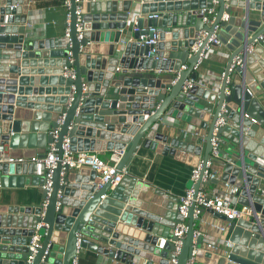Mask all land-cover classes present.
Here are the masks:
<instances>
[{
    "label": "water",
    "instance_id": "95a60500",
    "mask_svg": "<svg viewBox=\"0 0 264 264\" xmlns=\"http://www.w3.org/2000/svg\"><path fill=\"white\" fill-rule=\"evenodd\" d=\"M96 1L78 2L80 11L77 14V3L70 0L69 18L65 21L68 36L29 41L24 39L21 32L25 29L23 23L26 21L28 7L23 12V7L15 6L19 1L0 0V150L4 149L6 143L10 149L16 147L15 131L21 127V107L34 106L29 100L32 97L28 98L29 102H24L27 98L20 94L32 90L42 93L44 89L46 95L51 93L50 87H35L28 83L36 80L41 85L48 81L63 82V86L53 87V93H59L57 97L49 95L37 98L47 102L55 101L56 104H46L42 107L45 109L44 113L32 112L34 117L49 119L48 126H42L46 134L45 143L54 139L51 131L57 128L55 145L59 157L62 139L66 136L70 149L74 151H121L116 168L120 170L125 167L127 170L123 179L110 189L111 180L101 186L96 185L94 170L74 169L67 164H64L61 180L59 160L52 170L51 189L48 191L42 187L46 177L41 164L30 161L0 162V188L15 185L22 187L24 184L41 187V200L38 202L18 204L0 200V264H70L71 258L76 255L77 232L82 235L80 251L84 247L91 248L129 264H140L139 257L144 258L141 264H170L174 248L171 230L178 221L183 220V216L177 211V205L162 214L156 212L152 197L154 192L160 194V191H150L143 179L132 173V164L142 148L162 154L175 153L181 159H186L185 150L174 152L175 146H181L183 142L179 138L168 139L157 130L163 123V112L167 108V115L177 118L190 114L189 121L198 126L206 125L208 115L205 113L208 112L210 120L207 132L197 136L198 144L205 141L201 157L204 169L212 148L210 139L215 122L223 105L226 107V111L222 113L225 122L217 127L215 136L222 138L227 135L233 143V155L228 156L222 178L236 186L238 202L250 205L253 213L247 218L229 219L222 213L214 212L228 222L229 240L232 244L216 253L208 252V259L201 260L200 256L204 251L203 235H194L198 217L193 215L192 202L187 209V230L176 256V264H187L192 257V264H198L199 261L202 264H258L252 260V253L249 255L251 260L240 255L245 252L240 244L245 243L248 236H261L260 239H264V216H257L259 211L264 213V194L260 193L263 186L257 175L264 174V108L259 105L256 112L259 116H256L250 110L254 98L245 91L246 77L250 76L247 63L255 56L256 50L259 51L258 46L263 47L258 35L264 32V0H243L246 8L244 19L230 14L234 0H228L227 5L224 0H216L218 8L210 23L202 21L197 9L211 6L213 0H107L103 10L96 8ZM133 1L140 3L137 17L139 24L151 23L157 28L162 26L156 44L155 53L158 57L148 55L151 47L138 44V33L134 31L133 36L122 42L123 47L119 45L120 33L127 24ZM251 7L259 11L256 27L254 22H247ZM149 12H158L159 16L147 18L146 14ZM224 12L228 14L226 20L221 18ZM78 17L82 26L80 37L77 30ZM216 24L220 26L219 38L231 50L218 86L210 90L193 84L187 93H182L181 85L186 78L197 80L200 76V71L194 68V64ZM201 29H206L207 34L199 49L191 52L193 37ZM94 38L110 40L111 43L104 50L101 45L97 47L91 43ZM44 47L51 50H35ZM94 49H102L105 54H94ZM9 55L12 60L10 65H6ZM48 55H51L48 61L59 64L53 72L57 74L40 77L23 75L29 71L25 67L27 62L36 64L35 57ZM235 56L241 57L242 63L230 69ZM28 57L31 58L30 61H26ZM172 58L174 60L169 68L167 61ZM259 59L258 64L264 69V59ZM119 62H122L121 67L116 69ZM185 62L187 66L180 69V65ZM21 66L24 67L20 68ZM64 66L72 67L75 77L63 73ZM146 69L150 73L157 71L156 69L170 70H167L168 76L155 77L146 74ZM175 71L179 72V76L172 82ZM255 83L253 79L248 82L251 90ZM227 85L230 87L228 93L225 92ZM16 91L18 95L15 94ZM199 97L210 102L216 100L214 111L209 106L200 105ZM58 118L61 120L58 121ZM48 128L50 132H47ZM101 128L108 130V133ZM105 139L118 141L110 142ZM193 146L188 148L193 149ZM47 148L48 145L30 148L25 152L32 156H43ZM13 153H19V150L14 149ZM33 166L39 168L36 173L32 172ZM86 171L89 173H85ZM190 186L196 193L200 178L195 182L189 178L187 187ZM45 196L47 203L43 207L42 200ZM37 224H40L38 228ZM242 226L247 229L243 235ZM35 230L39 237L37 243L32 244ZM88 236L99 238L105 245L91 241ZM140 246L146 250L142 251ZM194 247L197 249L193 255ZM29 256L31 260L28 262Z\"/></svg>",
    "mask_w": 264,
    "mask_h": 264
},
{
    "label": "crops",
    "instance_id": "0c3cea01",
    "mask_svg": "<svg viewBox=\"0 0 264 264\" xmlns=\"http://www.w3.org/2000/svg\"><path fill=\"white\" fill-rule=\"evenodd\" d=\"M19 3H16L15 6H21L22 11H26V21L25 23V29L21 32L24 36V39H27L29 41L34 40H44L46 38H53L59 35H65L67 26L65 25L66 21V12L68 11V7L65 6L62 1L63 0H17ZM89 1V0H86ZM94 1V0H90ZM107 0H97L96 8L103 10L105 9V2ZM175 1V0H174ZM235 4L232 5V11L230 14L240 16L241 18H246V8L243 0H234ZM214 3V0L212 1ZM216 9L218 8V3L215 2ZM140 13V3L133 1L132 6L130 8L129 14H128V23L126 24L125 28L120 33V39L124 38V40H128L131 36H133V31L131 30V24L132 21L135 19L136 16H138ZM259 11L254 7L249 8V19L248 23H253V25L256 27V18H258ZM255 20V21H254ZM168 22V21H167ZM159 31L162 30V26H158ZM219 33V30H218ZM21 34V33H18ZM119 39V45L123 47L121 40ZM43 41V42H44ZM165 41V40H164ZM92 44H95L97 47L101 45L104 47V50L106 49V46H108L111 41L110 40H97L96 38L91 40ZM263 47L258 46V50L255 52V56L252 57V60H250L249 63H247V72L250 73V76L246 77V85H248V82H252V79L256 81L253 87V93L252 97L254 98L253 104L250 107V110L253 113L258 112L259 108L258 106H262L264 108V69L259 65V58L264 59V44L262 42ZM45 46V45H44ZM43 47V43H42ZM101 47V48H102ZM37 51H43V50H51L50 48H36ZM121 49L119 50L120 53ZM105 51L102 49L95 50L94 54L97 55H104ZM230 48L223 43L222 46L218 47L216 51L210 52L207 57L203 59L199 66L200 76H199V82H195L194 84H198L204 89H216L218 86V83L221 79L222 72L225 68V64L227 62V59L230 55ZM41 56H43L41 54ZM51 55H48L47 57H35L37 59L36 64H31V62H27L25 67L28 68V73L23 74L28 77H40V76H52L57 73L55 70H57L59 64L57 62H50ZM114 56V55H113ZM257 57V58H256ZM22 58V57H21ZM46 58V59H45ZM113 58V57H112ZM111 58H109L110 60ZM9 58L6 62V65H10ZM23 60V59H22ZM21 60V61H22ZM31 60L30 57L26 59ZM39 60H43L42 62H38ZM47 60V61H46ZM174 58L167 61V65L169 68L172 65ZM165 61V59L163 60ZM109 62V61H108ZM121 63H118V67H121ZM187 64V62H185ZM20 66V65H19ZM24 66H21L22 68ZM72 68V67H71ZM34 70V72H32ZM42 70V71H41ZM157 71H153L150 73L148 69H146V74H151L152 76L159 77V76H168L166 75L168 73L167 70L170 69H156ZM8 71L6 70V73ZM174 77L176 76L177 72L175 71ZM232 76V74H231ZM173 77V78H174ZM232 79L233 77H229ZM201 80V81H200ZM263 80V81H261ZM29 81V80H28ZM202 82L203 84H201ZM16 85V84H15ZM18 85V84H17ZM20 85V84H19ZM28 85L30 86H45L50 87L51 93H49L52 97H57L59 93L56 91L53 93L54 89L53 87H57L59 85L63 86L64 83L60 82H53L49 83L46 82L41 85L40 81L36 80L34 82H29ZM21 86V85H20ZM25 86V85H22ZM38 92H32L29 93H22L20 94L22 97L27 98V101H32L34 106L32 107H21V113L22 116H20L19 120L21 121V127H19L18 131H15L16 137V147L14 149L19 150V153H13L14 149H10L8 147V144H5L4 149L12 156H22L26 158H30L31 153H26V150H30V148H39L47 146L48 143H45L46 134L42 130V126H48L49 119H45L42 117H34L32 112H40L44 113L45 109L42 107H45L46 104H56L55 101L53 102H47L45 99H37L39 96H49L46 95V89L42 90V93ZM193 92V91H192ZM16 95H18L17 91L15 92ZM32 97L33 99H29ZM55 100V99H54ZM199 103L202 106H209L212 108V112L215 109L216 100L213 102H210L206 98L199 97ZM170 105V104H169ZM37 106L38 108H36ZM167 109V108H166ZM166 109L163 112L162 121L163 123L161 126H158L157 130L159 132H162L167 136L168 139L170 138H179L180 141H182L183 145L181 146H175L174 152H179L185 150L187 152L186 159H181V157H178L175 153L170 154H162L157 153L152 149H146L142 148L141 152L137 155V157L134 159L132 164V173L136 176H139L143 181L150 187V191H156L157 189L160 191V194H157L154 192L152 200L155 203L156 206V212L158 214L164 213L166 210H169L172 206L177 205L179 200V195L184 192L188 185L189 181V174L191 167L195 161L196 158L199 156L202 157L205 150V141L202 140V144H198L197 142V136L205 134L208 129V123L210 120L208 112L205 113V115H208V121L206 122L205 126H198L196 123L190 122V114H183L182 118H177L173 115H167ZM27 113V114H25ZM26 115V116H25ZM256 116H259L256 113ZM206 118V117H205ZM26 126V127H24ZM26 128V129H22ZM103 132L108 133V130L101 128ZM47 132H50V128L47 129ZM226 135V134H225ZM227 136V135H226ZM222 136V138H218L219 141V150L220 154L217 158L213 159L212 163V171L215 172L217 179L209 180L207 184H204L202 188L206 190L207 192H214L221 194L225 191V183L224 179L222 178L223 171L225 170V164L228 161L230 155H233V149H232V142L228 139V137ZM110 142H117L118 140L114 139H105ZM107 141V142H108ZM168 145L173 146L172 143L167 142ZM185 144V145H184ZM190 145H194L193 149H189L188 147ZM96 151L100 156L107 157L108 154L112 150L107 149H92ZM29 160L27 161V163ZM31 168V167H30ZM39 168H35L33 166L32 172L36 173ZM85 173H89L86 171ZM232 174V172H230ZM259 176V183L261 186L264 187V174L260 175V173H257ZM113 185L110 189H112ZM228 189V188H227ZM229 190V189H228ZM152 194V193H151ZM260 194V193H259ZM236 200L237 195L233 193ZM263 195V194H260ZM264 196V195H263ZM72 197V196H71ZM41 198V187L40 185H34V184H24L22 187L16 186L15 187H1L0 188V200L3 202H13L18 204H30L34 202H38ZM241 206L243 204L239 203ZM264 216V213L259 211L257 212V216L259 218L260 215ZM249 217V216H244ZM170 219V217H169ZM170 221V220H169ZM187 223V217H183V220ZM156 225L162 226V224H159L155 222ZM217 225H224L225 229L220 230ZM196 230L200 231L203 235V243L202 247L204 251L202 252L200 259H208L206 254L208 252L216 253L218 251H221L222 249H226L228 246L232 244V241L229 240V227L228 222L223 219L222 217L214 214V212L203 209L201 210L198 220H196L195 224ZM247 232V229L242 226V235ZM242 237V236H241ZM240 237V238H241ZM88 238L93 241L97 242L99 244L105 245L104 242H102L99 238H94L88 236ZM255 238L254 236H248L245 243H241V248L245 249V252L240 254L243 257L250 258L249 255L252 253V260L257 261L258 264H264V239ZM206 242H211L216 244V248L207 249L204 248V244ZM140 249L142 251L146 250L144 247L140 246ZM140 264L143 262L144 258L139 257L138 258ZM251 260V258H250ZM197 262V261H196ZM79 264H129L126 263L120 259H116L114 257H111L109 255H106L102 252H99L97 250L84 247L83 250L79 253ZM132 264H137L136 262H133ZM198 264H202L200 261ZM237 264V263H234Z\"/></svg>",
    "mask_w": 264,
    "mask_h": 264
},
{
    "label": "built area",
    "instance_id": "2783aa9c",
    "mask_svg": "<svg viewBox=\"0 0 264 264\" xmlns=\"http://www.w3.org/2000/svg\"><path fill=\"white\" fill-rule=\"evenodd\" d=\"M81 0H75L77 3L76 6V13L79 14V5L78 2ZM225 5L228 4V0H224ZM215 2L211 6H203L197 9V13L200 15L201 19L205 23H210L214 19V15L217 11L215 7ZM62 3L65 6L70 5V0H63ZM158 12H149L146 14L147 18L150 17H158ZM137 17L132 21L131 24V30L138 33V38L136 42L138 44L142 45H149L151 48L148 50L149 56L158 57L157 53V46L156 44L159 41V29L156 25H153L151 23H141L139 24L137 21ZM69 18V12H66V20ZM222 19L226 20L228 19V14L224 12L221 16ZM128 23V22H127ZM219 24H216L214 27V30L212 31V34L208 38V40L203 45L201 51L199 52V57L194 64V68H199L201 62L205 57L210 54L212 51H216V49L223 45V41L218 36V30H219ZM77 30H78V37L81 35L82 26L80 23V18H77ZM68 27L66 28L65 35L68 36ZM207 30L201 29L199 30L193 37V42L190 46L191 52H196L199 49V46L203 40V38L206 36ZM258 37L262 40L264 44V32L260 33ZM121 42H125L124 38L121 39ZM154 52V53H153ZM156 52V53H155ZM165 58V57H162ZM242 59L239 56H235L233 59V62L231 64L230 69H233L236 64H241ZM187 66L186 63H182L180 65V69L185 68ZM118 66H116V69ZM63 73L70 75L71 77H75V71L71 67H63ZM179 76V72L177 71L176 76L173 78L172 82L176 80V78ZM222 76V75H221ZM197 80H193L191 78H186L181 85L180 91L182 93H187L189 91V88L193 86L195 82H199ZM230 79L228 78V81ZM201 81V80H200ZM203 84L202 82H200ZM245 91L252 94L253 90L248 85H245ZM225 92H230V87L227 85L225 87ZM153 111V110H152ZM151 111V112H152ZM226 111L225 105L222 106L221 111L218 114V117L215 122V127L213 131V135L210 139L212 148L209 154V158L207 159L205 163L204 169H202L203 166V160L201 157H199L195 163H193L189 178L195 182L197 179L200 178V186L197 192L195 193L194 188L192 186L186 187L184 192L179 195V200L177 203V211L182 214L183 217H186L188 206L194 202V208H193V215L194 217H199V214L201 210L208 209L212 212H219L224 214L227 218L233 219L237 217H244V216H252L253 210L250 205L243 204L239 205L238 201L236 200L235 196V190L236 186L229 183L227 180H224L225 183V191L221 194L214 193V192H207L202 188L204 185V182H208L209 180L217 179V176L215 172L212 171V163L213 159L217 158L220 154L219 150V141L218 137L215 136V132L217 130V127L225 122L224 117L222 116V113ZM61 118H58V121H60ZM254 120V119H253ZM53 140L48 143V148L45 151V154L43 156H30V158L22 157V156H12L10 155L5 149L0 150V162H27L28 160L30 162L41 164L44 175L46 177L45 182L42 184V187L47 188L49 191L51 189V175L52 170L56 166L57 161L60 160L61 163V180L62 175L64 173L65 166L64 164H67L68 167L74 168V169H83L86 168L88 171L94 170L95 175L97 177L96 185L101 186L103 183H105L108 180H111L112 185L118 184L122 179L127 171L125 167H122L120 170H117L116 163L118 162L120 158V152L121 151H111L107 157L100 156L96 151L94 150H72L69 146V140L65 136L62 139L61 143V156H58L57 147L55 145V137L57 135V128L52 130ZM202 169V171H201ZM229 190H228V189ZM260 193L264 194V187L260 189ZM47 203V196L42 200L43 207ZM58 205V201H57ZM40 224L36 225V228H38ZM220 230H224V225H217ZM187 230V223L185 221H178L175 226L171 230V235L174 236L173 242H174V248L172 250L173 257L170 259V264H176L177 263V254L179 253L180 247L182 245V238L185 235V232ZM201 233L198 230H195L194 235ZM81 233L77 232V241H76V255L71 258L70 264H79V253H80V241H81ZM38 233L37 230L34 231L33 237H32V244L37 243L38 240ZM204 248L212 249L216 248L215 243L206 242L204 244ZM31 249H35L33 245H31ZM196 247L193 248L192 254L194 255L196 252ZM31 260V256L28 258V262ZM193 263V257L190 258L187 261V264Z\"/></svg>",
    "mask_w": 264,
    "mask_h": 264
}]
</instances>
